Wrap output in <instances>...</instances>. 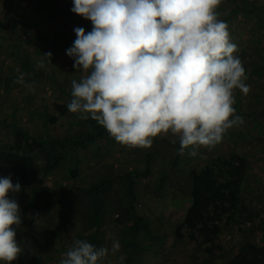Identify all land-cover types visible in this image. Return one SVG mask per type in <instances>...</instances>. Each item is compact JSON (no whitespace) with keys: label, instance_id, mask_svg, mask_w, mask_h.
I'll return each instance as SVG.
<instances>
[{"label":"trees","instance_id":"16d2710c","mask_svg":"<svg viewBox=\"0 0 264 264\" xmlns=\"http://www.w3.org/2000/svg\"><path fill=\"white\" fill-rule=\"evenodd\" d=\"M57 1L50 0V5L40 11L39 25L46 29L45 33L37 30L35 37L30 34L22 42L35 46V40H40L36 46H42L43 51V46H50L54 51L65 48L67 52L76 39L75 28H83L86 33L92 30L91 21L71 11L72 0ZM232 1V9L230 0H222L217 11L219 18L228 24L231 41L237 45L234 55L241 59L248 75L245 83L253 86L252 78L264 79V1ZM73 23L78 26L70 28ZM25 28L32 31L34 27L25 24ZM45 76L42 70L30 78L17 76L16 80L30 83L38 78L44 81ZM53 77L60 90L66 92L67 85L55 79V75ZM69 90L68 103L52 104L48 107L53 110L52 115L45 108L49 135L35 139L13 125L24 144L14 142L0 146V176H11L13 185L19 182L21 186L19 194H11L22 215L17 236L33 230L39 219L50 216L51 222L57 221L58 225L42 237L45 250L54 246L59 250L64 244L72 248L76 240L100 248L105 247L108 230L114 228L125 255L122 264H136L156 242H164L167 238L164 233L155 235V227L147 216L138 213L137 204L145 199L170 198L173 207L186 206L182 222L170 227L174 233V247L192 244L193 257L221 264H264V245L252 240L253 228L246 227L247 218L244 217L256 213L255 200H259L249 192L257 155L250 159L229 151L221 156L211 154L198 164L187 163L179 151V138L162 135L154 139L149 149L127 147L118 144L98 123L90 118L81 119L79 114H74L75 124L69 123V128L60 130V118H67L71 113L67 105L72 99V86ZM238 93L242 94L239 90L234 93L236 114L246 124H249L248 119L252 120L251 124L262 123L264 92L253 99L250 90L244 100L237 99ZM0 126L12 128L1 119ZM255 128L258 130L260 124ZM257 136L254 146L264 140L262 134ZM257 148L260 156H264V144ZM125 153L137 158L134 166L117 163L124 160L122 154ZM84 167L88 168L85 177L89 179L85 186L77 182L80 168ZM52 172L61 183L71 182L65 192L43 189L45 176ZM237 234L238 241L230 244Z\"/></svg>","mask_w":264,"mask_h":264},{"label":"clouds","instance_id":"9594fccd","mask_svg":"<svg viewBox=\"0 0 264 264\" xmlns=\"http://www.w3.org/2000/svg\"><path fill=\"white\" fill-rule=\"evenodd\" d=\"M71 11L91 21L75 28L66 54L81 73L72 80L67 110L91 119L123 146L149 149L154 139L179 138L180 153L211 150L224 134L243 125L234 93L250 87L234 55L228 24L219 18L222 0H72ZM51 61L52 53L43 54ZM19 182L0 176V264H13L22 249ZM119 243L113 242L115 253ZM109 254L74 241L60 264H100Z\"/></svg>","mask_w":264,"mask_h":264},{"label":"rangeland","instance_id":"374dc122","mask_svg":"<svg viewBox=\"0 0 264 264\" xmlns=\"http://www.w3.org/2000/svg\"><path fill=\"white\" fill-rule=\"evenodd\" d=\"M230 1L231 3L229 4H231L232 9L234 4H232V0ZM250 1L253 0H248V2ZM48 2H50V0H24L22 3H13L12 0H0V119L6 122V125L12 126L10 129H4L0 126V146L9 145L14 142L24 144L23 138L18 137L13 125L24 129L35 139H42L49 135L50 129H48L47 122L45 121V108L47 107L49 114L52 115L53 110L49 109L52 104L56 102L68 103L69 89H71L70 84L72 80H80L81 73L71 68L74 61L67 56L65 48L54 51L50 46H43V51L41 48L42 46H36V43L39 45L40 40H35V46H29L26 42H22L27 39L30 34L35 37L36 32H38L37 30L45 33L46 29L39 25V21L41 20L40 11L45 10V6L49 4ZM54 3H58V1L54 0ZM25 24H31L34 27L32 31H28L25 28ZM74 25L78 26V24L73 23L70 28H74ZM59 29L63 28L60 27ZM21 42L22 45L19 46ZM49 52L52 53L51 61L43 55ZM22 56L25 57L23 60L20 59ZM42 70L46 72L44 81H41L39 78L30 83L16 80L17 76L20 78H30ZM54 75L56 76L55 79H58L63 85H67L65 87L66 92H62L59 85L54 82ZM251 80L254 84L252 83L253 86H249L254 99V96H258L259 92H264V79L256 80V78H252ZM238 94L239 96L237 99L240 98L244 100V95ZM253 102L257 104L256 100H253ZM239 103L241 102L239 101ZM242 108H244V106ZM60 119L58 123V128H60V130H62L63 127L66 129L69 128V123L75 124L77 122L74 119L73 113H70L67 118ZM262 120V123L256 122L254 124L253 122L251 124L250 122L252 120L248 119L247 122L249 124L243 123V125L229 129L224 134L222 142L211 150L200 148L197 155L194 157L189 156L187 151L183 154L184 160L192 164V161L196 164L204 162L211 154L221 156L229 151H234L250 159H253L257 155V161H255L257 162L255 174L249 192L252 193L254 197H258L259 200H255L257 202H255L254 205L256 207V213H252V215L248 213L243 216L247 218L245 219L246 227L250 229L253 228V232L251 233L252 240L259 245H264V156H260L257 147L260 144H264V140L256 145L257 147L254 146V140L258 137L257 135L262 134L264 136V119ZM259 124L260 128L257 130L255 127ZM167 135L172 136L171 134ZM172 137L178 138L175 136ZM28 143L31 142L29 141ZM119 156L120 155H118V157ZM122 158H124V160H119L117 162L118 164H127L130 167L136 164L137 158L131 156L129 153L122 154ZM87 172V167L80 168L81 175L77 181L79 185L85 186L88 183L89 179L85 177ZM54 173L55 172H52L45 176L43 189L46 191L47 188H55L65 192L71 185V182L63 181V183H61L62 180H59V177ZM2 176L6 177V175ZM153 180L154 177L151 178L150 181ZM184 207L186 206L177 205L173 207L170 198H165V200L162 201L145 199L137 204L136 209L138 213L142 216H147L151 225L155 227V235L164 233L167 238L165 239L166 241L162 238L164 242H156L146 254L137 259L136 264L219 263L207 261L200 256L193 257L192 244L182 245L177 248L174 247V233H172L170 227H175L182 222ZM57 225V221L52 223L50 216H45L37 221L33 230L16 236L22 252L13 264H17V262L19 264H60V260L64 258V254L71 249L70 246L64 244L62 248H58L59 250L55 249L56 246H54L53 249L45 250V247L43 248L44 241H41L42 237L47 235L50 229ZM115 230L114 228L108 230L105 247L109 249V254L100 264L123 263L125 255L122 245L118 242V237L115 235ZM238 236V234L234 236L233 239L230 240V244L236 243L238 241ZM114 241L119 243V249L115 253L111 251ZM66 242L64 241V243ZM149 243L150 242H148V244ZM26 258H28L27 261Z\"/></svg>","mask_w":264,"mask_h":264}]
</instances>
